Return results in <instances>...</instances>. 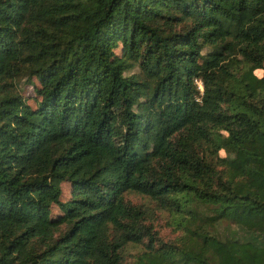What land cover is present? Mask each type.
<instances>
[{
	"label": "trees",
	"instance_id": "obj_1",
	"mask_svg": "<svg viewBox=\"0 0 264 264\" xmlns=\"http://www.w3.org/2000/svg\"><path fill=\"white\" fill-rule=\"evenodd\" d=\"M0 264H264V0H0Z\"/></svg>",
	"mask_w": 264,
	"mask_h": 264
},
{
	"label": "rangeland",
	"instance_id": "obj_2",
	"mask_svg": "<svg viewBox=\"0 0 264 264\" xmlns=\"http://www.w3.org/2000/svg\"><path fill=\"white\" fill-rule=\"evenodd\" d=\"M20 88L22 89L23 94L26 96L30 95L32 92L30 85L25 84L24 82H22V80H20ZM29 102H31L30 99H29ZM68 189H69L68 183L63 182L62 183V198H66V196H68ZM53 208H54L53 210H56V207H53ZM158 228L160 229V231L164 237L171 236V233H170V230L168 229V227L164 226L162 223H161V225L158 224Z\"/></svg>",
	"mask_w": 264,
	"mask_h": 264
},
{
	"label": "built area",
	"instance_id": "obj_3",
	"mask_svg": "<svg viewBox=\"0 0 264 264\" xmlns=\"http://www.w3.org/2000/svg\"><path fill=\"white\" fill-rule=\"evenodd\" d=\"M195 83H196V85H197L198 88L201 87V86H200V82H199V80H196V79H195Z\"/></svg>",
	"mask_w": 264,
	"mask_h": 264
}]
</instances>
